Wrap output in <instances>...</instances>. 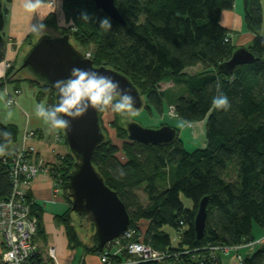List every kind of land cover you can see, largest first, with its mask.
<instances>
[{"label": "trees", "instance_id": "1", "mask_svg": "<svg viewBox=\"0 0 264 264\" xmlns=\"http://www.w3.org/2000/svg\"><path fill=\"white\" fill-rule=\"evenodd\" d=\"M234 1L114 0L124 23L108 16L112 21V28L108 30L99 27V19L107 15L96 8L94 0H61L64 26L59 25L56 13L43 18L46 28L57 30L58 36L69 34L70 42L83 56L88 46H93L90 57L93 64L123 73L140 93L143 107L148 111L156 109L161 113L166 101L168 107L173 106L176 117L186 123L204 120L205 145L189 151L178 132L168 144L131 141L126 128L119 125L115 117L111 128L121 141V147L103 132L104 139L96 146L91 159L105 184L116 191L124 204L130 218L128 226L136 229L144 243L176 253L175 258L165 259L176 264H219L220 253L213 257L207 246L242 245L257 239L253 234L254 224L264 230L261 0H243V21L254 35L247 49L257 60L236 65L231 74H226L217 67L230 58L236 46L231 43L229 30L221 24L220 17L223 11L233 7ZM81 12H87L90 19H80ZM39 36L31 31L25 41L30 45ZM14 66L0 78V88L6 82L27 81L39 88L37 99L46 98L47 105L55 104L54 92L49 86L28 76L24 69H18L19 65ZM190 67L199 69L189 73L186 69ZM17 73L22 76L14 78ZM168 81L178 90L160 88L162 82ZM220 92L229 97L228 111L212 107V97ZM103 110L98 109L99 118ZM16 138V126L0 124V198L7 197L11 190L9 146ZM74 162L75 157L68 150L50 168L68 204L63 213L55 215V220L64 227L69 248L99 252L91 242L94 226L88 215H76L70 210V191L65 182ZM229 167L234 172L231 180L227 179ZM142 184L147 197L145 204L135 192ZM181 195L192 201L191 207L184 205ZM205 196V227L203 236L198 239L194 217L199 201ZM31 213L37 217L34 242L36 237L44 236V229L34 203ZM141 221L145 222L144 229ZM164 225L178 232L176 245L162 229ZM84 237L90 238L91 243L87 244ZM240 250H244V255L240 254L242 264H264V243L251 251ZM35 258L36 264H49L38 251Z\"/></svg>", "mask_w": 264, "mask_h": 264}, {"label": "water", "instance_id": "2", "mask_svg": "<svg viewBox=\"0 0 264 264\" xmlns=\"http://www.w3.org/2000/svg\"><path fill=\"white\" fill-rule=\"evenodd\" d=\"M95 6L107 16L120 23L124 20L115 6L114 0H94ZM257 58L244 47H236L230 58L218 65L217 70L231 74L239 64L251 63ZM107 70L113 73L134 97V107H143V98L131 81L121 72L104 65L95 66L91 58L79 53L70 42L69 34L60 36H39L23 55L18 69H24L28 76L56 90L52 82L66 76L73 65ZM63 115V113H61ZM127 138L143 144L159 145L172 142L176 129L167 124L157 128L144 127L137 122L126 123ZM70 153L75 157L73 169L67 176L65 187L70 191V210L76 215L87 214L94 226L91 242L98 251L117 238L129 225L128 212L116 191L107 186L92 165V156L98 144L104 139L98 109H90L81 118L74 120L70 129L60 130ZM207 197H203L194 217V230L199 239L203 236L206 220Z\"/></svg>", "mask_w": 264, "mask_h": 264}, {"label": "crops", "instance_id": "3", "mask_svg": "<svg viewBox=\"0 0 264 264\" xmlns=\"http://www.w3.org/2000/svg\"><path fill=\"white\" fill-rule=\"evenodd\" d=\"M23 3L24 0L2 1L0 78H3L7 71L4 66L5 60H8L12 65L20 64L29 47L25 39L31 32L30 26L35 22L37 13L42 20L50 13H56L59 25H66L61 9V0H58V7L56 0H42L37 12L26 11L23 8ZM261 8V31L264 36V0H261ZM243 13V0H235L231 9L221 13L220 21L229 30L231 43L236 47L247 48L254 35L245 27ZM191 68L195 69V67H190L186 71ZM188 72L192 73V71ZM38 92L39 88L27 81H20L19 84L6 82L0 88V124H12L17 128V138L10 144L9 152L31 146L34 148L31 159L34 162L41 160L43 166L47 167V170H41L31 180L28 190V195L36 204L37 210L40 211L39 217L44 229V236L36 237L34 246L42 254V257L48 260L49 264H77L79 261L85 264H97L99 252L85 251L80 247L69 248L64 227L55 220V215L63 213L68 208V204L62 190L55 186L50 168L68 153V148L60 130L50 129L35 117L34 106L37 103L47 105L46 98L37 99ZM10 99L13 102L8 104ZM200 124L201 122H199ZM30 131H33L34 135L29 137L28 132ZM50 247L54 249V259L49 256L48 249ZM1 252L2 246L0 244V254ZM236 254L235 250L220 253V262L222 257L229 258L231 255L228 263L233 264V260H236ZM239 254L244 255L242 250L239 251ZM239 264L242 263L239 262Z\"/></svg>", "mask_w": 264, "mask_h": 264}, {"label": "built area", "instance_id": "4", "mask_svg": "<svg viewBox=\"0 0 264 264\" xmlns=\"http://www.w3.org/2000/svg\"><path fill=\"white\" fill-rule=\"evenodd\" d=\"M52 4V2H50ZM85 57L90 58L91 52L86 51ZM4 66L9 67L11 63L4 61ZM13 102L12 99L8 104ZM168 115L176 117L173 106H169ZM34 132H28V136H33ZM34 148L29 146L20 150L11 151L10 158V183L11 190L7 197L0 198V244L2 252L13 248L16 250L17 258L20 264H36L35 255L37 249L34 246L33 237L37 227V217L31 213L33 200L28 196V190L31 180L41 170H47L41 160L34 162L31 154ZM55 181V179H54ZM55 186L58 184L55 182ZM12 237H15L13 240ZM264 243V235L257 239L247 242L244 245L225 246L215 245L207 246L210 255L216 257L217 253H226L230 250L238 251L240 248H246L251 251L256 245ZM141 246L139 251H135V246ZM49 256L54 259V249H48ZM177 256L167 250H158L143 242L141 235L133 227H127L117 238L107 242L101 251H99V260L97 264H137L145 261H162L169 257ZM236 259L241 260L237 252ZM120 258V259H119ZM0 264H9L2 262ZM77 264H85L79 261Z\"/></svg>", "mask_w": 264, "mask_h": 264}, {"label": "clouds", "instance_id": "5", "mask_svg": "<svg viewBox=\"0 0 264 264\" xmlns=\"http://www.w3.org/2000/svg\"><path fill=\"white\" fill-rule=\"evenodd\" d=\"M41 3L42 0H24L23 8L29 12H37ZM56 5L58 7V0ZM80 19L89 20V14L81 12ZM99 27L104 30L111 29V19L108 16L100 18ZM30 29L41 37L48 35L46 24L38 13ZM52 84L56 90L57 102L54 105L37 103L33 109L35 117L50 129L68 130L74 120L84 116L90 109H110L115 114L135 115L134 97L121 85L120 80L107 70L92 68L90 64L73 65L66 76L55 80ZM211 104L217 110L228 111L231 107L229 97L223 92L214 95ZM12 239L14 240L15 237ZM140 247L137 245L134 250L139 251ZM0 261L20 264L15 248L0 254Z\"/></svg>", "mask_w": 264, "mask_h": 264}, {"label": "rangeland", "instance_id": "6", "mask_svg": "<svg viewBox=\"0 0 264 264\" xmlns=\"http://www.w3.org/2000/svg\"><path fill=\"white\" fill-rule=\"evenodd\" d=\"M52 4H53V2H52ZM46 30H47L48 35H51V36H58L59 35V32L57 30H53V29H49V28H46ZM91 50H93V46H88V51L91 52ZM18 65L19 64H16L14 66V68ZM11 66H13V65L11 64ZM11 66L5 67V69L8 70L11 68ZM196 69H199V68H197V67H195V69L191 68L188 71L193 72ZM20 76H22V75L17 73L14 75V78L20 77ZM160 88L163 90H171V89H173L174 91L178 90L177 88H175V85H173V83L171 81L162 82L160 84ZM169 99L170 98H167L168 102H169ZM168 110H169V107H168V104L166 101L164 102L163 110L161 113L156 111V109H152V110L148 111V109L142 107V108L137 109V110L133 109L135 115H127V114L120 115V114L112 113L110 109H104L100 114V121H101L103 132L106 134V137L109 139H112V141L114 143H116L117 146H119V147H121V141L116 139L115 134H114V130L111 128L112 127L111 122L115 117L117 118V123L121 126H124L125 128H126V123L128 121H134V122H137L138 124H140L144 127H149V128H157L160 126L161 123L167 124L170 127H173L174 129L177 130L178 135H179L180 139L182 140L184 147L187 150L191 151L194 148L203 147L205 145L204 120L199 121V122H201L200 125H199V122H196L195 124H193V123L188 124L178 117L169 116ZM233 178H234L233 169H232V167H229V169L227 170V179L231 180ZM135 192L138 195L140 202L145 204L147 201V197L143 191V184L138 186L135 189ZM181 199H182V201L186 207L192 206V201L190 199L184 197V195H181ZM141 222H142L141 223L142 229H144L145 228V222H143V221H141ZM162 229L169 233L172 244L176 245L177 238H178V232L174 228H172L168 225H164L162 227ZM80 232H81V234L84 233V231H82V230H80ZM253 234L258 238L261 235H264V230L260 229L256 224H254L253 225ZM37 241H39V240H37ZM84 241H86L87 244H89L88 238L84 237ZM242 245H244V244H242ZM259 245H261V244H259ZM259 245H256V246H259ZM239 250L236 252L239 253ZM45 253H47V252H45ZM242 253H244V250L242 251ZM173 257L175 258L176 256H173ZM227 258L228 257H222L221 262L219 264H229L228 261L231 259V255L229 256L228 260H227ZM239 262L240 261L238 259L233 260V264H239ZM159 264H176V262L164 260V261L160 262Z\"/></svg>", "mask_w": 264, "mask_h": 264}]
</instances>
